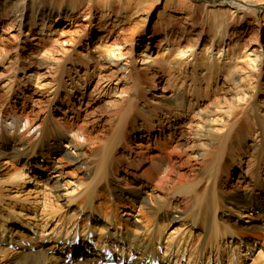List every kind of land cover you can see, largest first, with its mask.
<instances>
[{"label": "rangeland", "instance_id": "obj_1", "mask_svg": "<svg viewBox=\"0 0 264 264\" xmlns=\"http://www.w3.org/2000/svg\"><path fill=\"white\" fill-rule=\"evenodd\" d=\"M9 1L0 0V9L2 10ZM192 1L206 4L210 8L223 7L233 12L236 11L237 14L242 13L239 15H248L249 12L232 5L231 0ZM250 9L255 10V14L250 12L251 19L243 21L244 25L248 27L247 37L237 44L236 49V60L241 65L249 60L245 56L246 41L253 35L262 36V41H264V28L251 25L250 21L258 20L263 24L264 1ZM82 12L83 9L79 11V15ZM19 14L15 13L16 16ZM12 20L13 16L4 18L0 13V55H2V50L8 54L6 58L0 56V108L7 105L5 103L7 100H11V102L16 100L15 106L22 107V104H25L30 112V117L38 118V123H40L47 118L48 100L53 101L55 94L58 93L56 105L60 107L59 100L64 101L67 94L77 97L83 93L87 95V102L91 101L86 112L80 111L73 114L72 111H68L66 115H63L62 110L56 109L54 118H62L61 122L65 125L76 122L84 129L88 142L99 146V150L92 153L87 152L90 165L92 164L89 165L90 174L93 172L88 179L84 176V171L77 168L78 166L68 158L62 155H52L53 165H55L54 163L61 165L62 173L58 174L62 175L58 185L64 187L67 186L66 183L70 185L69 188L67 187L68 190L59 192L53 189L55 184V180L52 179L53 172L29 170L26 166V158L20 161L15 157L1 158L0 164L8 162L0 169V237L2 239L10 238L17 244L21 241L27 243L31 240L35 243L34 248L43 246L49 250V255L56 257L68 255L66 251L60 253L59 247H53L54 241L72 238L78 243H87L91 249L101 253L110 249L116 257L129 256L128 252L130 251L122 250L120 246L122 238L120 240L111 239L112 242H108V246L97 241L99 236L104 234L102 240H109L106 236L113 233L115 229L112 226L105 229L103 216L94 215L91 217L85 213L86 211L79 212V205H82L80 194L84 187L93 186L98 183L97 180L103 177V173H108L109 162L113 155L112 148L115 143L118 142V146H115L118 155L122 152L128 153L125 147L120 145L122 143L120 134L124 130L131 134L129 146L132 150H147L145 146L148 145V142L144 138L147 132L144 129L143 119L153 117L152 121L157 126L156 130L160 123L163 125H168L170 122L181 124L177 135L168 136L163 140L176 157L180 156L184 160H188L187 162L190 164L196 165L200 163L198 155L203 152L207 154L208 162L199 164L197 166L200 168L199 171L191 176V179H196L198 182L202 178L205 180L197 191L196 184L190 185L192 202L187 205L183 201L182 193H178L177 189L169 192L168 199L172 200V209H181L184 217H177L174 220L167 219L162 222V228L150 232V230H145L140 223V221L146 222L142 218L147 210L135 202L129 203L127 194L119 202L112 200L111 206V203L109 204L107 201L108 198L110 199L109 195L94 188L96 193L99 191L98 193L104 194L103 197L96 198V205H103L104 209L111 206L112 214L120 217L121 226L119 225L120 229L117 231L124 232L126 230L132 235H138L141 240L151 241L156 254L166 258L165 262L172 261L171 264H264V219L257 218L259 212L255 210V213L254 211L252 224L261 225L262 228L244 229L246 225H249L250 219L236 221L230 214L231 212L227 211L222 198L219 197L222 205L220 203L221 206L217 207L216 213L213 214L211 208L207 206L210 199L211 202L213 201L212 197H217V192L211 194L212 192L207 191V186L210 183L207 178L211 177L212 183V180L219 176L222 180L220 186L225 187L222 189L226 190L225 196L250 193V185L253 184L250 181L251 179L256 181V173H260L264 182V153L263 156H260L248 147L252 146L253 142L264 146V78L245 79L240 85H235L227 79L224 71L218 70L216 73H211L204 70L205 67L193 68L191 62L188 65H176L175 62L179 61L176 55L178 47L184 48L189 43H193L201 31L203 23L195 27L196 31L190 30L191 24H186L189 31L185 34V40L179 46L171 48L170 52L164 53L162 49L154 50L153 58L158 57L164 60L165 66L162 70L153 68L151 65H148V71L139 72L136 69L141 63L137 62L136 67L135 62L139 59L148 39L142 36V28L138 23H131L128 24L127 32L137 43L129 58L127 69L121 70V66L116 67L115 63H108L103 59L100 61L95 58L91 61L86 57L87 52L81 48V45L85 43V38L79 39L76 34H70L64 37V40L74 38V46L71 45L72 42L64 45L65 51L56 43L51 47L52 55L60 60L66 58V62H61L58 67L26 65L19 68L16 74L11 75V63L17 54L14 50L16 45L20 44L25 47L23 52L29 54L33 51L35 43L38 42L29 41L30 38L40 34L39 27H35L31 32L29 28H26L24 29L25 35L30 33L28 38L20 37V27L17 22L11 24ZM155 21L156 17H153L149 21V26H152ZM79 24L71 31H80L78 34L80 36L87 30L86 23L81 19ZM12 25L14 29L11 28ZM251 26H253L252 30ZM64 27L62 25L59 29L63 30ZM13 35L16 36L13 37ZM204 39L205 41L202 40L196 48L200 59L203 58V51L209 44L206 36ZM153 44L156 45L157 42L153 41ZM213 51L214 54L217 53V49ZM79 52L83 54L81 55ZM124 62L125 60L122 61V63ZM261 62V68L264 71V59ZM245 76L243 72H238V79ZM177 94L182 96L183 104L174 112L176 116H173L168 114L166 106L168 101ZM86 114L90 116H88L89 120L86 119ZM205 126L212 130L216 140V144L210 147L205 145L206 141L196 138V132L202 131ZM132 127H135L136 130L132 131ZM154 131L150 134H153ZM243 132L247 134V143L245 142L248 144L247 147H244L245 143L237 144L236 136ZM167 134L169 133L167 132ZM110 141L116 142L112 144L109 143ZM211 147L212 149L209 151ZM44 159L39 156L38 164L43 165ZM225 169H228L233 178L231 184L224 183L227 180L223 174ZM78 184L82 187L75 190ZM61 194H65L66 198L57 202L55 197ZM173 197H177V199L174 200ZM114 203H117L118 206L114 207ZM120 209L123 211L122 213L119 212ZM122 215H124V219L121 218ZM127 217L134 218L133 220L138 223L126 222ZM209 217L215 218L218 223L216 227L218 229L215 228V231L218 230L216 233L215 231L210 234L207 232L210 229ZM227 222L234 226L233 234L226 228ZM204 223L205 228H203ZM92 227L95 228L96 233L90 238V236L87 237V232ZM14 248L11 247V249ZM18 248L25 247L19 245ZM18 248L16 247L17 250ZM96 251L94 252L96 253ZM218 252L221 254V260L219 255L216 256ZM75 257L79 259L81 255L76 252L72 257L69 256L68 260ZM135 258L136 256H133L132 259ZM232 261L234 262L232 263Z\"/></svg>", "mask_w": 264, "mask_h": 264}, {"label": "bare ground", "instance_id": "obj_2", "mask_svg": "<svg viewBox=\"0 0 264 264\" xmlns=\"http://www.w3.org/2000/svg\"><path fill=\"white\" fill-rule=\"evenodd\" d=\"M263 1L231 0L232 5H236L239 9L249 11L247 13L248 15H239L242 13L237 14L236 11L233 12L223 7H217L216 9L215 7L210 8L206 4H198L192 0H10L2 10L0 9V13L4 18L13 16L11 24L18 23L20 37L25 36L28 38L30 33L25 35L24 29L26 28H29L30 32L35 27L40 28L39 36L37 34V37H31L29 40L38 41L35 43L32 52L26 54V52H23L25 51V47L20 46V44L16 45L14 50L17 54L11 63V75L16 74L19 68H23L26 65L58 67L61 65V62H66V58L60 60L53 56L51 47L56 43V45H59L65 51L63 46L75 41L74 38L64 40V37L70 34H76L79 39L85 38V43L81 45V48L87 52L86 57L91 61L95 58H98L100 61L103 59L108 63H115L116 67L121 66V70L127 69L130 62L129 58L132 56L133 48L136 47L137 43L127 32L128 24L131 23H138L142 28V36L148 39L139 59L135 62V66L137 62L141 63L138 67L136 66V69L139 72L148 71V65H151L153 68L162 70L165 66L164 60L158 57L153 58L154 50L162 49L164 53L170 52L171 48L179 46L185 40V34L189 31L186 24H191L190 30L196 31L195 27L203 23L201 25L202 29L198 33L197 38L193 40V43H189L184 48L178 47L176 55L179 61L175 62V64L188 65L191 62L193 68L205 67L204 70L206 69L211 73H216L218 70H221L225 72L229 81L235 85H240L245 79L253 80L255 78H264V71L261 68V61L264 59V41H262V36L258 37V35H253L251 39L246 41L245 56L246 59H249L247 63L241 65L236 60L237 44L245 40L248 32V27L244 25L243 21L245 19H251L250 12L255 14V10H251L250 7L257 6ZM81 9H83V12L79 15ZM16 12L20 14L16 16ZM153 17H156V21L152 26H149V21ZM80 19L86 23L85 27L87 31L79 36L80 31L73 32L71 30L80 25ZM262 20L264 21V14ZM250 21L251 25H257L262 29L264 28V22L262 24L258 20ZM62 25L65 27L63 30H60L59 28ZM11 28L14 29L13 25ZM250 29L252 30L253 26ZM205 36L209 40V44L203 51V58L200 59L196 53V48H198L202 40L205 41ZM110 41L112 42L108 45ZM153 41L155 43L157 42V44L154 45ZM71 45L74 46V43ZM92 45L95 47L93 48ZM212 49H217V53L214 54ZM1 54L0 56L5 58L8 55L3 50ZM79 54L82 55L83 53L79 52ZM123 59L125 60L124 63H122L124 61ZM239 71L243 72L246 76L238 79ZM57 94H55L53 101L48 100L47 118L43 119L40 123H38V118L32 119L30 117V112L27 110L25 104H22V107L15 106L17 103L16 100L15 102L7 100L5 102L7 105L1 106L0 159L15 157L20 161L26 158V166L29 170L53 172L52 179L55 180L53 189L59 192L68 190L70 185L67 183L65 187L58 185L62 175L58 174L62 173L60 171L61 165H56V163L53 165L52 155H62L71 160L73 164L78 166L77 168L84 171V176L88 179L93 172L90 174L91 169L89 167L92 164L90 165L87 152H97L99 146L88 142L89 140L85 137L84 129L78 126L76 122L65 125L61 122L62 118H54L56 109L62 110L61 113L63 115H66L68 111H72L73 114L80 111L86 112L91 102H87V95L80 93L77 97H74L67 94V98L64 101L59 100L60 107H58L56 105L58 101ZM182 104V96L179 94L175 95L167 103L166 109L168 110V114L176 116L174 112ZM88 116L86 114V119H88ZM152 118L143 119L144 129L147 132L146 136H144L148 142V145L145 146L147 150H132L129 146L131 134L129 131L124 130L120 134L122 142L120 145L125 147L128 153L124 154L122 152L118 155L115 149V146H118V142L115 143L116 145L114 144L112 148L113 155L109 162L108 173H103V177L97 180L98 183H95L93 186L84 187L80 194L82 205H79L78 211H86L85 213L91 217L94 215L99 217L103 216L102 219L104 220L105 229L111 226L115 229L114 232L112 231L113 233L106 236L110 241L102 240V236L105 234L100 235L97 241L101 244H108V242H112L111 239L120 240L122 238L123 241L120 245L122 250L127 249L130 251H127L129 256H121L118 259H114L117 261V264H171L170 262L172 261L165 262L164 260L166 258L156 254L151 241L141 240L138 235H132L126 230L124 232L117 231V229H120L119 225L121 226V223L119 220L120 217L114 213L112 214L110 209L112 200L119 202L127 194L129 203L135 202L147 210L144 218H142L146 222L140 221V223L145 230L147 229V231L150 230V232H153L155 229L162 228V222L165 220H174L177 217L181 218L183 216L181 209H172V200L168 199L170 190L177 189L178 193H182L183 201L189 205L193 200L190 185L196 184L195 189L197 191L200 184H203L205 181L202 178L198 182L196 179H191V176L199 171L200 168H197L199 164H206L208 162L207 154L205 152L199 154L198 160L200 163L196 165L190 164L187 162L188 160H184L180 156L176 157L174 152L170 150L163 140L168 136L177 135L181 124L170 122L168 125H163V123H160L158 130H156L157 126L154 125ZM158 121L160 122V120ZM131 129L132 131L136 130L135 127ZM152 131H154L153 134H150ZM246 135L244 132L238 134L236 136L237 144L242 145V143H245L247 140ZM196 138L206 141L207 143L205 145L207 147L216 144L215 136L208 126H205L202 131H197ZM114 142L116 141H110L109 143L113 144ZM246 143L244 147L248 146ZM248 147L254 153L263 156V145L253 142V145ZM211 149L212 147L208 150L211 151ZM39 156L45 158L42 162L43 165L38 164L37 158ZM6 164L8 162H4L3 165ZM3 165L0 164V169ZM223 174L227 178L224 183L231 184L233 178L230 176L228 169H225ZM254 176L253 174V178ZM207 179L210 182L209 186H207V191L212 192L211 194L217 192V197H212L213 201L211 202L210 199L207 205L211 208L213 214L216 213L217 207L222 205V202L219 201L220 197L224 200L227 211L231 212L230 214L236 221L250 219V222H248L249 225H246L244 229L262 228L261 225L252 224V221H254L252 217L256 213L255 210L259 212L257 218L264 219V182L261 179L260 173H256V181L251 179L250 182H253V184L250 185V193H240L232 196H229L230 194L228 196L224 195L226 190L222 189L225 187L220 186L222 180L219 176L212 180V183L211 177ZM79 187L82 186L78 184L75 190ZM94 188L104 191V193L109 195L110 199L108 198L107 201L109 204L111 203L110 207L104 209L105 207L102 208L103 205H96V198L98 197L99 199L104 194L98 193L99 191L96 193L94 191L96 189ZM65 198V194L56 195L55 197L57 202L63 201L62 199ZM175 198L177 199V197H173L174 200ZM116 206H118L117 203L114 207ZM119 212L122 213L123 211L120 209ZM50 215L53 214L50 213ZM124 215L121 218L124 219ZM133 219L132 217H127L125 221L128 223L130 221H133L135 224L138 223ZM204 225L205 223L203 224V228H205ZM209 225L210 229L207 232L210 234L215 231L218 223L215 218L209 217ZM226 225L228 231L233 234L235 232L234 226L228 224V222ZM90 230L93 234L96 233L95 228L92 227ZM10 240L12 239H2L0 237V264H105L108 261L106 254L91 249L85 242L84 244H77L74 238L69 240L56 239L53 244L54 246L52 245L53 247H59L58 250L60 253L66 251V254L69 255L72 250H76L77 254L81 255L79 259L75 257L76 259L73 258L70 261H68V256L60 255L56 257L49 255V250L43 246L34 248V241H29V239L27 243H22L21 241L18 244ZM19 245L25 248H18ZM12 246L15 248L11 249ZM115 248L117 247L115 246ZM132 254L136 256L135 259H132ZM218 255L221 260V254L219 252L216 256Z\"/></svg>", "mask_w": 264, "mask_h": 264}]
</instances>
